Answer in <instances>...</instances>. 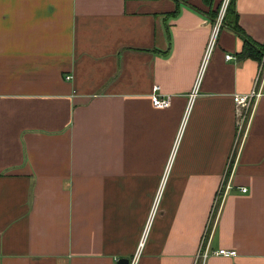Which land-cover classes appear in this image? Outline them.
<instances>
[{
	"label": "crops",
	"instance_id": "obj_1",
	"mask_svg": "<svg viewBox=\"0 0 264 264\" xmlns=\"http://www.w3.org/2000/svg\"><path fill=\"white\" fill-rule=\"evenodd\" d=\"M223 2L0 0V264H264V0L202 71Z\"/></svg>",
	"mask_w": 264,
	"mask_h": 264
},
{
	"label": "built area",
	"instance_id": "obj_2",
	"mask_svg": "<svg viewBox=\"0 0 264 264\" xmlns=\"http://www.w3.org/2000/svg\"><path fill=\"white\" fill-rule=\"evenodd\" d=\"M232 0H224L223 5H222V9L221 12L219 14V17L216 21V24L214 25L213 28V32L207 47V52H206V57L203 63V68L202 71L205 70V67L213 53V50L216 48L217 45V41H218V37L220 34V31L222 29V27L224 26V20L229 8V5L231 3ZM234 57L232 54H227L226 55V60L231 61L233 60ZM262 70H264V59H263V64H262ZM264 79V76H263ZM159 91V87L155 88V93L152 95V100L154 103V106L156 108H160V109H164V108H168L170 107V102L171 99L170 98H161L157 92ZM262 96H264V94L260 91L259 93L257 92H252L251 94L248 95H236L234 97V101L235 104L237 106V108L242 112V116L244 115V113L250 108L253 100H259ZM243 192H246V189H242ZM216 254H221V255H225L228 257H236L237 253L235 251H231V250H220V252H216ZM208 256V253L205 255Z\"/></svg>",
	"mask_w": 264,
	"mask_h": 264
},
{
	"label": "trees",
	"instance_id": "obj_3",
	"mask_svg": "<svg viewBox=\"0 0 264 264\" xmlns=\"http://www.w3.org/2000/svg\"><path fill=\"white\" fill-rule=\"evenodd\" d=\"M226 21H224V23H227L228 21H231L232 23H234V28L239 31V27H238V16L236 14V11H235V6L232 2L231 6L229 7L228 9V13L226 15V18H225ZM250 45L252 44H249L248 45V50H250V53L253 54L254 57L256 58H261L262 55H263V49H260V48H256V49H259V51H254L253 52V48L250 47ZM251 55V54H250Z\"/></svg>",
	"mask_w": 264,
	"mask_h": 264
},
{
	"label": "water",
	"instance_id": "obj_4",
	"mask_svg": "<svg viewBox=\"0 0 264 264\" xmlns=\"http://www.w3.org/2000/svg\"><path fill=\"white\" fill-rule=\"evenodd\" d=\"M118 264H130V260L129 259H121Z\"/></svg>",
	"mask_w": 264,
	"mask_h": 264
}]
</instances>
